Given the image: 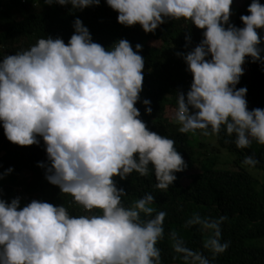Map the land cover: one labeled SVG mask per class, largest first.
I'll list each match as a JSON object with an SVG mask.
<instances>
[{"label": "clouds", "instance_id": "1", "mask_svg": "<svg viewBox=\"0 0 264 264\" xmlns=\"http://www.w3.org/2000/svg\"><path fill=\"white\" fill-rule=\"evenodd\" d=\"M54 3L82 10L100 0H46ZM106 4L117 13V23L138 24L145 33L181 18L203 30L200 43L183 55L192 83L186 93H176L173 121L181 133L219 138L223 131L237 149L253 142L264 145V109L248 110L247 88H236L246 57L264 64V36L258 34L264 30V5L259 0H251L249 14L240 16L243 27L229 23L233 0ZM73 29L67 44L41 38L3 57L0 125L7 140L19 146L39 144L42 138L49 162L45 178L90 214L70 215L65 206L40 200L21 208L19 197L10 203L0 199V264H162L157 244L165 237L166 212L152 206L150 193L126 206L122 197L127 193L114 179L152 173L155 188L167 191L175 174L187 168L174 140L150 131L135 107L143 90L142 45L134 50L121 39L105 48L92 41L81 20ZM142 104L151 114V102ZM242 163L255 168L258 161L246 156ZM226 219L194 213L185 221V228L197 226L206 234L202 249L211 257L187 247L175 231L168 233L172 251L183 264H212L229 247L221 239Z\"/></svg>", "mask_w": 264, "mask_h": 264}, {"label": "trees", "instance_id": "2", "mask_svg": "<svg viewBox=\"0 0 264 264\" xmlns=\"http://www.w3.org/2000/svg\"><path fill=\"white\" fill-rule=\"evenodd\" d=\"M251 0H233L229 23L243 27L241 15H248ZM264 5V0H259ZM117 13L100 0L98 6L72 9L71 5L46 4V0H0V62L6 55L29 49L41 38H61L67 44L74 33L76 19L89 29L92 41L109 48L114 42L125 39L133 49L142 45L140 55L145 60L143 90L135 107L140 119L150 131L166 136L175 142V147L187 164L185 171L176 173L177 179L167 191L155 188L154 174L141 177L133 172L125 180L115 177L118 188L127 195L122 197L127 206L145 194L154 196L152 205L157 211L166 212L164 219L165 237L157 247L161 250L162 264H183V260L172 251L169 231L177 232L186 246L193 250L202 249L206 234L197 226L185 228V221L194 213L202 217H227L221 224L222 242L229 247L218 254L212 264H264V145L255 142L246 149H237L222 131L219 138L213 136L216 145L211 151H198L190 145V134L181 133L180 125L173 117L176 108V93H186L192 83L183 55L192 51L202 40L203 30L191 22L167 20L153 33H145L137 24L124 26L117 23ZM264 36V30H258ZM190 36V42L186 37ZM264 48V43L260 45ZM181 53L182 55H177ZM264 56V52L261 53ZM243 75L236 88H247L248 110L264 109V64L245 58ZM151 102V114H145L143 100ZM19 146L11 143L0 125V199L10 203L20 198L21 208L32 200L63 205L70 215H87L70 195L60 193L57 186L46 177L49 164L45 145ZM225 151L234 160L230 169H217L212 153ZM246 156L258 161L255 168L243 165ZM210 162V166H203ZM44 164L45 167L38 165ZM205 164V165H206ZM200 168V170H198ZM8 169H12L7 173ZM20 189V191L18 190ZM93 210L92 214H98ZM211 257V254L204 251ZM176 257V258H174Z\"/></svg>", "mask_w": 264, "mask_h": 264}, {"label": "rangeland", "instance_id": "3", "mask_svg": "<svg viewBox=\"0 0 264 264\" xmlns=\"http://www.w3.org/2000/svg\"><path fill=\"white\" fill-rule=\"evenodd\" d=\"M173 119V117L171 116ZM190 134V145L198 151H211V148L216 145L215 138L213 136H204L199 131L194 133L189 132ZM212 160H215V167L217 169H230L231 164L233 163L234 158L225 151H221L220 153H212L210 155ZM204 163L203 166H210V162L206 165ZM200 170V168L198 169Z\"/></svg>", "mask_w": 264, "mask_h": 264}]
</instances>
